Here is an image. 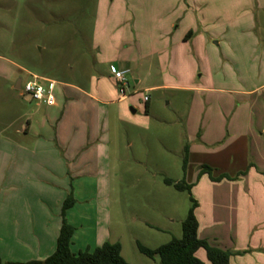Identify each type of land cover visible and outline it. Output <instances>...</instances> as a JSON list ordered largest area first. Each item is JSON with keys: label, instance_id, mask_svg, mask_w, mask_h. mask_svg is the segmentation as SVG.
I'll use <instances>...</instances> for the list:
<instances>
[{"label": "rangeland", "instance_id": "obj_1", "mask_svg": "<svg viewBox=\"0 0 264 264\" xmlns=\"http://www.w3.org/2000/svg\"><path fill=\"white\" fill-rule=\"evenodd\" d=\"M175 1L0 0V139L13 137L22 117L35 109L36 101L14 88L17 78L35 75L86 89L100 78L94 82L116 100L109 107L108 164L98 172L95 193L83 172L75 179L84 222L79 231L97 228L88 239L120 243L129 264H157L159 257L145 255L138 245L154 249L181 237L190 197L199 200L203 181L210 184L206 174L198 176L202 165L214 169L215 176L225 170L212 165L220 158L216 142L221 139L200 137L235 114L227 103L229 90L258 82L264 48L262 26L250 25L247 18V0H237L239 9L232 14L235 0H179L206 17L187 28L192 34L187 41L183 25L158 27L162 12L177 8ZM251 13L261 18V12ZM230 14L239 21L231 22ZM122 60L129 63H118ZM118 68L130 69L127 97L121 101L113 82ZM186 145L191 152L184 172ZM165 178L184 179L193 184L191 192L167 185ZM84 238L78 244L87 242ZM198 252L206 260L205 251Z\"/></svg>", "mask_w": 264, "mask_h": 264}, {"label": "crops", "instance_id": "obj_2", "mask_svg": "<svg viewBox=\"0 0 264 264\" xmlns=\"http://www.w3.org/2000/svg\"><path fill=\"white\" fill-rule=\"evenodd\" d=\"M247 1L250 2L246 5L251 14L247 16L250 25L259 22L264 30V0ZM175 3L177 8L168 7L162 12L159 19L162 24L159 22L158 27L183 25V40H190L192 34L187 28L201 25L206 17L200 16L202 10L192 11L184 1ZM230 3L231 14L238 11L237 0ZM251 11L261 12V18L255 19ZM231 14V22L239 21ZM259 58L258 84L253 82L247 89L229 90L227 103L234 105L235 114L220 119L216 133L204 130L200 137L206 142L221 139L216 142L220 158L212 165L225 166L222 173L232 179L210 180V184L203 181L195 209L197 234L212 246L234 252L228 264L259 261L264 264V48L259 51ZM128 60L118 63L127 65ZM99 80H92L88 89L68 81L56 82L54 105L35 102V109L22 117L24 120L15 129L14 136L0 139V256L3 260H41L54 251L62 223L61 208L69 193L75 199L65 212L66 220L74 227L71 251L76 253L99 246L96 236L87 237L97 234V228L79 231L84 222L75 194L79 172L87 176V186L95 193L98 172L108 164L109 107L116 100L109 99L111 91L95 83ZM212 122L208 121L209 129L213 128ZM91 202L94 206L93 199ZM80 237H85L87 242L78 244ZM198 251L197 257L208 264L207 258Z\"/></svg>", "mask_w": 264, "mask_h": 264}, {"label": "trees", "instance_id": "obj_3", "mask_svg": "<svg viewBox=\"0 0 264 264\" xmlns=\"http://www.w3.org/2000/svg\"><path fill=\"white\" fill-rule=\"evenodd\" d=\"M187 154L188 147L186 145L182 163L184 172L187 166ZM204 174L210 180L216 182L222 179H232L225 173L214 176L213 169L208 165L201 166L198 176ZM164 182L167 185H173L177 190H185L188 193L191 192L193 186V184L186 183L184 179L181 182H173L171 179L165 178ZM190 201L191 206L182 222V235L180 238H172L169 242L154 249L142 245H138V249L151 258L155 255L158 256L159 261L157 264H203L196 256L199 249L205 251L206 258L211 264H228L234 252L212 246L206 239L198 237V221L195 215L198 203L192 197H190ZM74 203L75 199L72 193H69L61 208L62 223L56 239V247L50 255L41 260L31 259L27 261H5L0 256V264H129L121 256V245L118 242L106 241L93 249L87 248L76 253L71 251L74 227L66 220L65 212Z\"/></svg>", "mask_w": 264, "mask_h": 264}, {"label": "built area", "instance_id": "obj_4", "mask_svg": "<svg viewBox=\"0 0 264 264\" xmlns=\"http://www.w3.org/2000/svg\"><path fill=\"white\" fill-rule=\"evenodd\" d=\"M129 75V68H118L113 73V81L118 91L119 100L127 97L126 89L129 83ZM43 81L49 82V86L45 85ZM54 85V81L32 75L30 79L21 82L20 90L24 96L28 97V99L51 106L55 103V95L53 92ZM143 99L146 103L148 101V96L145 95Z\"/></svg>", "mask_w": 264, "mask_h": 264}, {"label": "water", "instance_id": "obj_5", "mask_svg": "<svg viewBox=\"0 0 264 264\" xmlns=\"http://www.w3.org/2000/svg\"><path fill=\"white\" fill-rule=\"evenodd\" d=\"M20 83H21V78H17V80H16V84H15V88H16V89H19V87H20Z\"/></svg>", "mask_w": 264, "mask_h": 264}, {"label": "flooded vegetation", "instance_id": "obj_6", "mask_svg": "<svg viewBox=\"0 0 264 264\" xmlns=\"http://www.w3.org/2000/svg\"><path fill=\"white\" fill-rule=\"evenodd\" d=\"M21 81H22V79H21Z\"/></svg>", "mask_w": 264, "mask_h": 264}]
</instances>
